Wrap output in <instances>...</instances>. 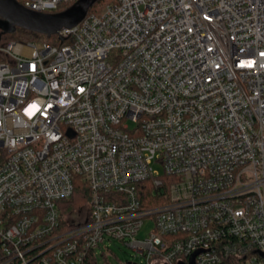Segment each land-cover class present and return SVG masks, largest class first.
<instances>
[{
	"label": "built area",
	"instance_id": "1",
	"mask_svg": "<svg viewBox=\"0 0 264 264\" xmlns=\"http://www.w3.org/2000/svg\"><path fill=\"white\" fill-rule=\"evenodd\" d=\"M56 36L0 37V264H264V0H108Z\"/></svg>",
	"mask_w": 264,
	"mask_h": 264
},
{
	"label": "water",
	"instance_id": "2",
	"mask_svg": "<svg viewBox=\"0 0 264 264\" xmlns=\"http://www.w3.org/2000/svg\"><path fill=\"white\" fill-rule=\"evenodd\" d=\"M97 1L76 0L61 12L40 13L25 9L15 0H0V28L3 32L20 28L50 37L62 28H71L78 24Z\"/></svg>",
	"mask_w": 264,
	"mask_h": 264
},
{
	"label": "trees",
	"instance_id": "3",
	"mask_svg": "<svg viewBox=\"0 0 264 264\" xmlns=\"http://www.w3.org/2000/svg\"><path fill=\"white\" fill-rule=\"evenodd\" d=\"M108 0H98L87 12V14H99L101 12V10L104 8V6L107 4ZM72 3H68V4H63L60 5L58 7V9L55 11V13L57 12H61L65 9H67L68 7H70ZM0 37L3 41H15V42H21V43H28L31 41V39L34 38H39V37H45L47 39L48 42L54 44V43H58L60 44V40L58 39H54L53 36L50 37H46L43 36L41 34L38 33H34V32H30V31H26L20 28H14L11 32H3L2 29L0 28ZM56 40L58 42H56ZM47 44V43H45ZM150 186L148 184V182L140 185L139 187V192H140V200H141V206L142 207H148L150 205H158L159 201L156 199H151L150 194H152L150 192ZM89 197V192H88V188L86 186L85 183H82L80 181H78L75 184V188H74V192L72 194V196L61 203V209L62 211H64L66 208H71V211L74 210H78V209H83L86 208V203Z\"/></svg>",
	"mask_w": 264,
	"mask_h": 264
},
{
	"label": "rangeland",
	"instance_id": "4",
	"mask_svg": "<svg viewBox=\"0 0 264 264\" xmlns=\"http://www.w3.org/2000/svg\"><path fill=\"white\" fill-rule=\"evenodd\" d=\"M5 24L7 27V23ZM52 36L54 39H58L56 35ZM56 42L58 41L56 40ZM28 43H33L36 48H40L44 43H47L48 45H59L58 43L52 44L48 42L45 37L31 39ZM70 210L71 208H66L62 213H68ZM153 227L152 220L149 218L143 219L141 229L136 235V238L144 239L148 237ZM126 242L127 241L121 242L118 240L107 241L105 247L98 249L97 264H146L144 258L138 256L129 246L126 245ZM101 251L103 252L102 254L100 253Z\"/></svg>",
	"mask_w": 264,
	"mask_h": 264
}]
</instances>
